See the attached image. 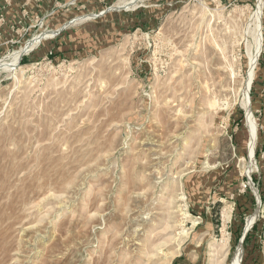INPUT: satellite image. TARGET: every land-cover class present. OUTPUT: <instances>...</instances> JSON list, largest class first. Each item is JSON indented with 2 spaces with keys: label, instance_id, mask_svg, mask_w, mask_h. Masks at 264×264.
<instances>
[{
  "label": "rangeland",
  "instance_id": "obj_1",
  "mask_svg": "<svg viewBox=\"0 0 264 264\" xmlns=\"http://www.w3.org/2000/svg\"><path fill=\"white\" fill-rule=\"evenodd\" d=\"M126 1L61 59L27 60L43 19L0 54V264H264V0Z\"/></svg>",
  "mask_w": 264,
  "mask_h": 264
},
{
  "label": "crops",
  "instance_id": "obj_2",
  "mask_svg": "<svg viewBox=\"0 0 264 264\" xmlns=\"http://www.w3.org/2000/svg\"><path fill=\"white\" fill-rule=\"evenodd\" d=\"M119 1L0 0V54L14 49L20 43L26 41L36 31L35 29L38 27L37 23L43 19L47 27H58L57 30H59V33L44 42L38 51L34 52L30 57H27V60L28 62H33L38 58H46L51 51L53 52L52 56L54 58L61 59L67 52H72L76 48H79L78 43L80 40L90 37L92 34V26L94 25H87L79 29L71 30L69 27H65V24L73 19L72 17L82 15L83 13L92 15L101 11L99 13L101 15L98 17L104 16L109 12L107 11L109 9L108 6L116 4ZM207 1L222 4L227 0ZM139 7L143 6L139 5Z\"/></svg>",
  "mask_w": 264,
  "mask_h": 264
},
{
  "label": "bare ground",
  "instance_id": "obj_3",
  "mask_svg": "<svg viewBox=\"0 0 264 264\" xmlns=\"http://www.w3.org/2000/svg\"><path fill=\"white\" fill-rule=\"evenodd\" d=\"M134 3H135V0H128V1H126L124 3H122L121 5H118L115 8H118V9L122 8V7L129 8ZM91 17H93V16H91ZM85 18H88V17L85 16L82 19H85ZM82 19H80V20H82ZM53 33H55V32H53ZM46 36H49L48 33L40 34L36 38L32 39L26 47L22 48L20 51H17L15 54H13L14 60L12 62V64H13L12 67L19 66L20 65L19 62H20L21 57L23 55H26L33 48H35L38 45L39 41L41 39L45 38ZM262 41H263L262 28H261V23L259 21V24L256 26V29L253 30L252 33L250 34V41L247 43V46H246V55H247V58H248V61H249L250 72H249V79H248L247 83L245 84V86L243 87V89L241 90V96H242V98H241V106H242L243 109H245V112H246V114H245L246 115V126H247V129L249 131V140H248L249 154H250V158L252 160V164L255 163L254 159H255V150H256V144H257V139H258V135H257L258 127H257V120H256V118L253 115L252 110H251L250 87H251V81H252L251 76H252V74H253L256 66H257L259 55L261 53ZM229 66L231 68L232 65H229ZM233 71L234 70L232 69L231 72H233ZM233 74H234V72H233ZM178 210H180V209H178ZM169 213H171V212H169ZM184 215H186L185 212H184ZM169 216H171V214ZM229 217H230V214L226 213L225 214V218L228 220ZM251 222H253V219L249 220L248 225ZM186 234L187 233L185 231H182V232L179 233V237H181L182 235H186ZM175 241H176V238H175ZM181 241H182L181 239L179 240V243L176 241L174 248L179 250V248L181 246ZM156 255H158V253H154V257ZM164 255L165 256H163L161 258L162 261H163L162 264H171L172 259L174 258L173 255H169L168 253H164ZM214 255H215V251H214V254H212V256H214ZM154 257H152V258H154ZM213 261L214 260H212V262ZM233 264H239V260L237 258L234 259Z\"/></svg>",
  "mask_w": 264,
  "mask_h": 264
},
{
  "label": "trees",
  "instance_id": "obj_4",
  "mask_svg": "<svg viewBox=\"0 0 264 264\" xmlns=\"http://www.w3.org/2000/svg\"><path fill=\"white\" fill-rule=\"evenodd\" d=\"M21 63H23V64L26 63V59H25V57L22 59ZM217 206H218V207H217V208H214V211H213V212H214V217H215V219L218 220L220 204L218 203ZM255 228H256V227H255ZM242 230H243V228H242V227H239V229H238V233H239V235H241V236H242ZM253 230H254V228H253ZM253 230H252V231H249V232L247 233L246 237H245V240H244V245H245V247L248 246V244H249V242H250V239H251V237H252ZM240 233H241V234H240Z\"/></svg>",
  "mask_w": 264,
  "mask_h": 264
},
{
  "label": "water",
  "instance_id": "obj_5",
  "mask_svg": "<svg viewBox=\"0 0 264 264\" xmlns=\"http://www.w3.org/2000/svg\"><path fill=\"white\" fill-rule=\"evenodd\" d=\"M65 28V27H64ZM63 28V29H64ZM62 29V30H63ZM247 233H248V230H245V232H244V234H243V237H242V239H241V242H243L244 240H245V237H246V235H247Z\"/></svg>",
  "mask_w": 264,
  "mask_h": 264
},
{
  "label": "built area",
  "instance_id": "obj_6",
  "mask_svg": "<svg viewBox=\"0 0 264 264\" xmlns=\"http://www.w3.org/2000/svg\"><path fill=\"white\" fill-rule=\"evenodd\" d=\"M52 55H53V52L51 51V52L49 53V55L46 57V59L49 58V57H51Z\"/></svg>",
  "mask_w": 264,
  "mask_h": 264
}]
</instances>
